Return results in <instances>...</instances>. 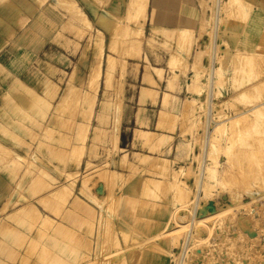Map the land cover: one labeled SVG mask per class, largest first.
Wrapping results in <instances>:
<instances>
[{"label": "rangeland", "instance_id": "obj_1", "mask_svg": "<svg viewBox=\"0 0 264 264\" xmlns=\"http://www.w3.org/2000/svg\"><path fill=\"white\" fill-rule=\"evenodd\" d=\"M187 4L0 0L1 35L55 52L0 93V264H264V0ZM152 63L193 72L183 162L117 146L126 69Z\"/></svg>", "mask_w": 264, "mask_h": 264}, {"label": "crops", "instance_id": "obj_2", "mask_svg": "<svg viewBox=\"0 0 264 264\" xmlns=\"http://www.w3.org/2000/svg\"><path fill=\"white\" fill-rule=\"evenodd\" d=\"M190 6L192 0H188V4L183 7L184 12ZM109 7H113L115 14H118L117 1L111 2ZM45 54H48L46 59H44ZM54 56L55 52L50 46L47 47L46 52L41 53L40 50L34 51L14 45L6 36L0 34V93L8 86L10 80L20 79L33 86L39 74V63L44 62L54 68L52 65ZM152 64L154 67H150L149 70L140 64H133L126 69L120 100L117 146L130 155L156 156L151 152L156 150L161 153L162 158L183 162L189 148L180 128L184 114L193 111L192 104L196 100V96L191 93L189 81L193 72L190 69L186 73L171 71L167 66L157 68L156 63ZM103 102L108 103L106 95ZM105 115L107 118L113 117L111 110ZM105 115L102 117L105 118ZM163 138L164 141L169 142L166 146L157 148L156 145L150 147L148 144L154 141L161 143ZM121 164L123 162H120ZM142 165L153 167V164L146 159H142L138 166ZM154 166L157 168L156 165ZM165 175L168 176L167 167H165ZM1 183L3 182L0 181V197H4ZM23 210L8 214V219L19 220ZM143 264H166V260L161 257L153 258L145 260Z\"/></svg>", "mask_w": 264, "mask_h": 264}, {"label": "bare ground", "instance_id": "obj_3", "mask_svg": "<svg viewBox=\"0 0 264 264\" xmlns=\"http://www.w3.org/2000/svg\"><path fill=\"white\" fill-rule=\"evenodd\" d=\"M76 12L78 13L79 11H76ZM115 12H116L115 9H114L113 7H110V10H109V11H104V14H103V15L106 16V17H110V18H112V17H115V16H116ZM79 15H80V14H79ZM92 15H93V14H92ZM81 16H84V15H81ZM78 17H79V16H78ZM95 17H96V16H95ZM80 18H82V17H79V19H78L79 21H80ZM190 23H191V22H189V24H190ZM190 26H191V24H190ZM241 114H242V113H241ZM236 123H237V121H236ZM32 157H33V156H32ZM38 181H40V180L38 179ZM27 201H28V200H27ZM24 202H25V201H24ZM198 230H199V229L196 230L197 233H198ZM159 235H161V234H159ZM102 250H103V248H102ZM97 251H98V250H97ZM104 251H105V249H104ZM95 252H96V251H95ZM113 254H115V253H113ZM121 254H122V253H121ZM110 255H111V254H110ZM106 256H107V255H106ZM108 256H109V255H108ZM108 256H107V257H108ZM102 257H103V256H102ZM110 257H111V256H110ZM95 259H96V258H95ZM103 259H104V258H103ZM105 259H106V258H105ZM108 259H109V257H108ZM108 259H107V260H108ZM111 260H112V259H111ZM119 260H120V259H119ZM91 261H92V260H91ZM92 262H93V261H92ZM109 262H111V261H109ZM109 262H108V263H109ZM119 263H120V262H119Z\"/></svg>", "mask_w": 264, "mask_h": 264}]
</instances>
